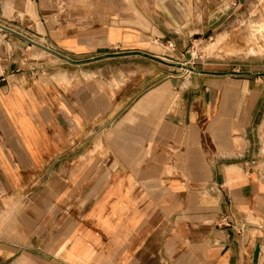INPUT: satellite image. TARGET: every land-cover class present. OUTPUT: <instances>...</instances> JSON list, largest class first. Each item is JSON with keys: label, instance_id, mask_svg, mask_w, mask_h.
<instances>
[{"label": "crops", "instance_id": "obj_1", "mask_svg": "<svg viewBox=\"0 0 264 264\" xmlns=\"http://www.w3.org/2000/svg\"><path fill=\"white\" fill-rule=\"evenodd\" d=\"M236 1L0 0V264H264V72L191 53Z\"/></svg>", "mask_w": 264, "mask_h": 264}, {"label": "rangeland", "instance_id": "obj_2", "mask_svg": "<svg viewBox=\"0 0 264 264\" xmlns=\"http://www.w3.org/2000/svg\"><path fill=\"white\" fill-rule=\"evenodd\" d=\"M26 17L27 14L22 9H0V21L9 23V25H2L11 31L17 32L16 37L19 39L23 38L24 30H27L20 23ZM11 33L13 32L9 34ZM220 36H223L221 41H216ZM36 43L44 44L42 40H36ZM38 44L35 45L30 41H26L25 44L16 43V45H20L21 52H25L26 56L33 55L35 61L45 54ZM28 45L30 49L27 48ZM191 53L199 59L227 62L234 69V72L263 73L264 0H237L233 10H231L226 21L221 26H218L212 33H209V36L204 41L191 44ZM3 65L4 63H0V72L4 67ZM55 69H57L56 65H53L50 71L54 72Z\"/></svg>", "mask_w": 264, "mask_h": 264}, {"label": "built area", "instance_id": "obj_3", "mask_svg": "<svg viewBox=\"0 0 264 264\" xmlns=\"http://www.w3.org/2000/svg\"><path fill=\"white\" fill-rule=\"evenodd\" d=\"M12 32L9 28H7L6 26L0 24V46L1 43L3 44V42H5V40L8 37V34ZM0 80H5L3 72H0ZM222 220L224 221V224L228 227H230L231 229H234L236 231H240L236 228V225L230 221V219H228L226 216L222 218Z\"/></svg>", "mask_w": 264, "mask_h": 264}, {"label": "bare ground", "instance_id": "obj_4", "mask_svg": "<svg viewBox=\"0 0 264 264\" xmlns=\"http://www.w3.org/2000/svg\"><path fill=\"white\" fill-rule=\"evenodd\" d=\"M261 31H263V30H261ZM225 35V34H224ZM226 36H227V34H226ZM223 37V36H222ZM221 36L220 37H218L217 39H216V41H221V38H222ZM225 37V36H224ZM259 43V42H258ZM233 47V46H232ZM234 48V47H233ZM231 49V48H230ZM234 49H236V47L234 48ZM250 49H251V47H250ZM236 50H238V49H236Z\"/></svg>", "mask_w": 264, "mask_h": 264}, {"label": "water", "instance_id": "obj_5", "mask_svg": "<svg viewBox=\"0 0 264 264\" xmlns=\"http://www.w3.org/2000/svg\"><path fill=\"white\" fill-rule=\"evenodd\" d=\"M12 32H14V31H12ZM30 42H32L30 39H28ZM33 43V42H32Z\"/></svg>", "mask_w": 264, "mask_h": 264}]
</instances>
